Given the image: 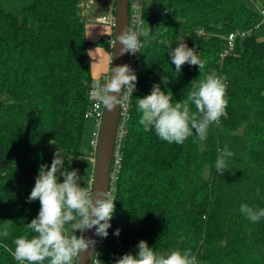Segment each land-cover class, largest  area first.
Segmentation results:
<instances>
[{
    "label": "trees",
    "instance_id": "trees-1",
    "mask_svg": "<svg viewBox=\"0 0 264 264\" xmlns=\"http://www.w3.org/2000/svg\"><path fill=\"white\" fill-rule=\"evenodd\" d=\"M20 1L19 18L0 0V231L5 225L9 231L0 235V264H18L5 245L14 250L15 238L34 235L27 224L40 203L27 198L40 166L51 167L57 148L73 157L64 161L69 171L80 165L93 79L79 0ZM151 4L149 42L137 53L136 90L119 145L115 211L98 258L115 264L145 240L158 254L190 250L197 264H264V218L253 223L240 212L242 204L264 208V40L253 35L264 23L245 0ZM236 30L248 34L221 57L227 35ZM177 36L196 48L203 69L186 63L176 74L161 41L175 47ZM212 73L226 77L227 107L209 127L204 150L195 130L182 145L144 130L136 100L151 94L154 84L175 103ZM225 145L234 156L221 176L215 161Z\"/></svg>",
    "mask_w": 264,
    "mask_h": 264
},
{
    "label": "clouds",
    "instance_id": "clouds-1",
    "mask_svg": "<svg viewBox=\"0 0 264 264\" xmlns=\"http://www.w3.org/2000/svg\"><path fill=\"white\" fill-rule=\"evenodd\" d=\"M142 25L140 17V23L135 28L124 27L119 34L116 33L115 39L109 41L112 48L120 45L119 56L126 53L136 55L147 45L151 29ZM141 37L144 38L143 42ZM161 43L170 48L168 55L175 65L176 74L180 73L186 63L198 66L199 71L203 69L204 61L200 59L195 47L187 45L184 37L177 36L175 47H171L168 40H162ZM137 79L129 64L111 66L103 82L98 76L93 78L90 98L96 102L97 107L103 105L108 111H114L117 106L125 107L136 90ZM161 82L167 84L169 78L162 76ZM193 87L187 99L173 103L172 94H166L159 84H154L151 94L136 100L138 110L142 113L139 123L144 130H154L161 140L170 144L182 145L193 136V130L200 141H205L209 127L218 123L226 114V77L208 74ZM189 102L195 105V112L190 110ZM50 143L54 144V140ZM218 153L215 169L222 176L228 171L227 159L233 157L234 153L228 149V145L218 149ZM65 158L69 161L73 159L66 157L63 150L57 148L51 167L41 165L39 168L35 185L27 198L29 203L36 200L40 203L38 215L27 224L34 235L15 238L14 250L5 245L18 264H45V261L48 264H76L82 252L90 248L95 250L96 241L83 235L86 229L95 228V235L101 238L108 236L115 211V197L108 190L98 189L94 192L88 186L81 187L78 170L69 171L65 168ZM240 212L253 223L264 218V208L254 209L242 204ZM76 231L81 234L77 236ZM114 234L119 236L120 229ZM0 235H9L7 225L0 231ZM136 248L138 251L135 254H124L115 260V264H197L190 250L158 254L145 240H140ZM93 255L99 253L94 251Z\"/></svg>",
    "mask_w": 264,
    "mask_h": 264
},
{
    "label": "rangeland",
    "instance_id": "rangeland-1",
    "mask_svg": "<svg viewBox=\"0 0 264 264\" xmlns=\"http://www.w3.org/2000/svg\"><path fill=\"white\" fill-rule=\"evenodd\" d=\"M115 0H79V13L80 16L84 22L85 26V36H87V30L90 34H92L91 38H93V41L90 42L89 40V47L90 49H98L97 51V57L96 62L99 61V52H103V58L100 68H104V65L106 64V56L109 53V46L105 41H102V38L105 37L108 34V27L103 24L96 23L94 20L97 17H108L111 12V5L112 2L114 3ZM249 8L259 14L261 5L258 0H245ZM24 3L20 0H3V8L9 12H12L13 14L17 15L19 18L21 17V9L23 7ZM151 3H148L147 1L143 5V12L145 15L143 27L147 28L150 26L151 22V10H152ZM97 26L99 30L94 27ZM94 29V30H93ZM253 35L260 39L264 40V27L257 28L253 31ZM98 38V40H96ZM141 40L143 42L144 38L141 37ZM108 66V64H107ZM98 72V71H97ZM96 72V74H97ZM93 130V124L91 119H87L84 127V134L82 139V148L80 153V165L76 168L78 170V175L81 177L79 183L81 187L89 186V179L92 176L93 171V164L90 160L89 156V142L91 138V133ZM206 148V141H200L199 140V150H204ZM203 176L207 178L209 176V169L208 167H205L203 169ZM77 232V231H76ZM77 236L78 233H75ZM45 264H48L47 261H45Z\"/></svg>",
    "mask_w": 264,
    "mask_h": 264
},
{
    "label": "built area",
    "instance_id": "built-area-1",
    "mask_svg": "<svg viewBox=\"0 0 264 264\" xmlns=\"http://www.w3.org/2000/svg\"><path fill=\"white\" fill-rule=\"evenodd\" d=\"M151 3L153 0H128V26L135 28V26L140 23V17L142 20H144V12H143V5L145 2ZM259 15L261 17V23H264V9L261 8ZM95 22L99 24L106 25L109 28V34H107L105 37L102 38V41H105L109 46V59H108V69L99 75L98 77L101 78V82H103V79L105 76L109 74L110 69V62H111V55H112V47L109 44V41L113 39V28H114V12H110L108 17H97L95 18ZM248 34V31H240L236 30L234 32H231L226 37V47L224 48L223 52L221 53V57L230 54L235 46V41L237 38H242ZM141 39V38H140ZM128 61L127 64L131 66V68L136 73V63L138 55H131L127 54ZM94 78V77H93ZM93 80V79H92ZM92 80L89 85L88 89V101L89 106L88 110L86 112V118L92 120L93 124V130L91 133V138L89 142V156L94 161L95 157V149L98 142L99 137V131L100 126L103 118L104 113V106L100 105L97 107L96 102L90 98V89ZM127 112H128V102L125 107H121L119 111V120L117 125V131H116V138H115V145H114V151H113V158L111 163V171H110V188L109 191L112 193L113 191V184L116 179V173L120 165V152H119V145L121 142V139L123 137V134L125 132V122L127 118ZM91 182H92V176L89 179V188L91 189ZM101 237L98 239V244L101 242ZM97 244V247H98ZM97 252V248H96ZM91 264H101L98 255H94Z\"/></svg>",
    "mask_w": 264,
    "mask_h": 264
},
{
    "label": "water",
    "instance_id": "water-1",
    "mask_svg": "<svg viewBox=\"0 0 264 264\" xmlns=\"http://www.w3.org/2000/svg\"><path fill=\"white\" fill-rule=\"evenodd\" d=\"M126 26H128V0H115L113 39H115L116 33L119 34ZM119 47L120 45L117 44L116 48H112V64H110V67L127 64V53L123 56H119ZM119 111V106H117L114 111H108L104 108L93 161L91 189L94 190V192L98 189L109 191L110 188V171L119 120ZM83 235L86 238H92L96 241L95 250L90 248L89 250L82 252L76 264H91L94 257V251H96L97 248L99 236L95 235V228L91 230L86 229Z\"/></svg>",
    "mask_w": 264,
    "mask_h": 264
},
{
    "label": "crops",
    "instance_id": "crops-1",
    "mask_svg": "<svg viewBox=\"0 0 264 264\" xmlns=\"http://www.w3.org/2000/svg\"><path fill=\"white\" fill-rule=\"evenodd\" d=\"M113 11V2H112V5H111V12ZM95 21V20H94ZM94 27H96L98 30H99V28L97 27V26H94ZM94 30V29H93ZM109 28H108V34H109ZM87 40H89L90 42H92L93 41V38H91L92 36V34H90L89 32H88V30H87ZM96 40H98V38L96 39ZM87 50H88V55H89V58H90V63H91V72H92V76L93 77H96V76H99V75H101L102 73H104L107 69H108V66H107V64H108V59H109V53L107 54V56H106V64L104 65V68H100V66H101V63H102V58H103V55H102V53L103 52H99V61L98 62H96V57H97V51H98V49H90V47L88 46L87 47ZM89 52H91V53H89ZM98 71V72H97ZM96 72H97V74H96ZM90 160H91V162H92V164H93V161H92V159L90 158ZM75 231V230H74ZM75 233H78V235H80L81 233L80 232H75Z\"/></svg>",
    "mask_w": 264,
    "mask_h": 264
}]
</instances>
